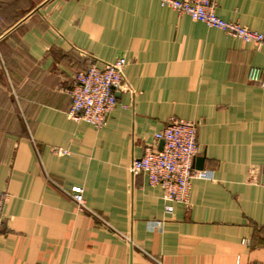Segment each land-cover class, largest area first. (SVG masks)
I'll return each instance as SVG.
<instances>
[{
	"label": "crops",
	"instance_id": "obj_1",
	"mask_svg": "<svg viewBox=\"0 0 264 264\" xmlns=\"http://www.w3.org/2000/svg\"><path fill=\"white\" fill-rule=\"evenodd\" d=\"M217 2L264 34V0ZM120 56L107 124L71 119L73 74ZM250 66L264 68V44L159 0H0V264H264V87ZM170 117L199 122L213 177L167 213L130 165Z\"/></svg>",
	"mask_w": 264,
	"mask_h": 264
},
{
	"label": "built area",
	"instance_id": "obj_2",
	"mask_svg": "<svg viewBox=\"0 0 264 264\" xmlns=\"http://www.w3.org/2000/svg\"><path fill=\"white\" fill-rule=\"evenodd\" d=\"M161 5L171 7L181 14L201 21L209 27L223 30L228 35L253 43L257 48L264 44V34L237 22L227 21L217 14V0H159ZM127 59L120 56L115 61L99 66L96 62L77 70L67 89L70 97L68 115L73 120H85L97 128L107 124L108 115L117 105V91L125 86L123 69ZM248 79L264 87V68L250 66ZM199 122L178 117H170L166 125L154 135L156 146L146 148L143 156L134 158L130 171L133 175L145 173L149 184L160 186L163 199L167 202L165 211H174L173 202L188 204L194 178L212 179V170H198L195 166L199 155L197 141ZM163 147L159 149L160 142ZM59 155L68 154L64 147H54ZM71 196L80 211L89 210L84 189L74 185ZM8 199L5 191H0V225L4 219V205ZM249 244V239H244Z\"/></svg>",
	"mask_w": 264,
	"mask_h": 264
},
{
	"label": "water",
	"instance_id": "obj_3",
	"mask_svg": "<svg viewBox=\"0 0 264 264\" xmlns=\"http://www.w3.org/2000/svg\"><path fill=\"white\" fill-rule=\"evenodd\" d=\"M163 143H164L163 141L160 142L159 149H161L163 147ZM204 160H205L204 155L197 156L195 166L198 170L204 169Z\"/></svg>",
	"mask_w": 264,
	"mask_h": 264
}]
</instances>
